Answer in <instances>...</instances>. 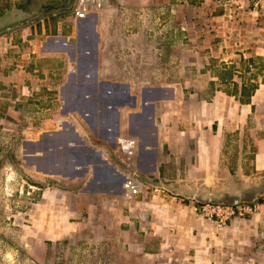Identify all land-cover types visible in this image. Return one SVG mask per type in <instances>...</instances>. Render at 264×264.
Returning <instances> with one entry per match:
<instances>
[{
  "label": "rangeland",
  "instance_id": "1",
  "mask_svg": "<svg viewBox=\"0 0 264 264\" xmlns=\"http://www.w3.org/2000/svg\"><path fill=\"white\" fill-rule=\"evenodd\" d=\"M104 2L106 4L105 16L103 19L96 18L98 21L96 25L88 27L74 20L76 0H0V264H65L63 249L65 247L76 248V241L68 245L69 243H63L58 237L62 235L61 233L75 230L78 219L71 216V225H69L65 217L61 218L65 216L61 213L59 218L46 225V217L41 221L39 217L42 218V213L36 215L32 208L41 200L46 191L54 195L58 194L59 189L77 193L84 191L88 180L91 179L92 172L88 171H93L95 167L96 174L99 171L97 169L103 166L101 162L103 157L98 159L97 153L94 154L92 150H89L90 147L97 150L100 148L107 152V155L105 153L109 158V161L106 160L107 163L117 168L122 176L125 171L140 168V148L143 149V147H140L137 140L122 138L112 145L113 140L103 141L97 136V132L104 129L100 128L95 120V111L91 105L95 103V110L98 113L101 112L103 104L100 100L103 97L100 93L105 91V88H109L110 93L114 90L115 94L121 89H126L131 93L133 89L132 95L137 96L143 88H161L176 80V83L181 81L183 86L187 87L186 97L191 88L193 91L197 88L203 89L201 98H208L209 93L216 88V85H208L210 81L206 78L205 68L201 69L202 66L180 71L175 66L176 59H164V64L162 63L163 57L156 58L157 51L153 48L160 45L159 37L167 36L166 31L173 23L175 5L168 6L163 3L160 6L155 5L144 9L143 6L138 7L140 4H132L134 6L132 7L127 0H104ZM240 7L247 9L249 5L242 4ZM38 15L42 16L41 19L34 23H26L25 19ZM58 22H61V25L58 26ZM137 23L143 24L144 39L150 44V55L152 57L155 55V60L145 61L148 64L146 69L141 68L137 71L138 68H134L133 75L119 73L118 75H99V67L105 69L110 66L111 70L116 73L127 67L128 61L125 62L124 56L122 60L118 58L122 57L119 56L120 52L125 50L127 42L131 41L135 33L132 24ZM162 23L164 25H161ZM163 29L165 33H162ZM61 35L64 36L63 39L59 38ZM102 44L104 47L101 50L99 46ZM103 48L106 55L102 52ZM186 53L190 54V49ZM259 63V61L251 62L242 69L236 68L241 75H235V79L239 77V83L244 84L245 82L247 85L242 95L246 102L250 100L251 94L257 93L255 90H258V96L253 95L252 97L255 98V109L244 128L237 129V126L231 124L224 128L215 125L212 135L214 142L211 144L206 138L208 131L207 123L204 121V111L196 112L203 115L202 126L198 124L199 119L195 120V105L193 106V124L188 118L183 119L180 113L179 118L182 123L179 125V130L185 135L193 132V135L187 138L190 139L189 143L178 145L179 149L182 145L185 150L193 153V189L190 188L191 192L187 190L186 194H197L199 198L205 199L210 193L216 197L224 193H234L237 189L245 188L247 184L264 187V172L255 171L253 165L257 152L253 146V137L258 138L262 144L264 143V63L260 64L262 69L258 66ZM260 69L263 73L261 77L255 75ZM243 71H245L244 74ZM95 83L101 91H97V95L93 90V88L96 89ZM260 86L262 88H259ZM225 87L224 85L223 88L227 90ZM81 89H84L85 93H82ZM82 94L86 97L84 95L83 100L79 101ZM193 99L196 100V97L193 96ZM128 101L131 102L130 104L136 102V100ZM179 106L177 111H186L183 108L184 104ZM132 108L122 110L114 108L120 114L122 112L118 124L119 130L121 122L123 125L126 124L129 112L134 110V107ZM140 111L141 107L133 112ZM137 123L139 125L138 121ZM70 125L78 130L72 129ZM156 126L158 129L153 127L155 131L157 130L158 141L156 140L154 144L149 143L150 147L147 148L159 160L158 158L165 153L164 150L161 152V146L166 147V144L164 142L162 144L165 133L162 131L160 134V121H157ZM116 127L114 125V135H118L119 132ZM62 129L67 131L65 135ZM53 132L58 133L48 138L47 135ZM125 139L136 142L135 165L133 159L131 161L124 155L120 146L128 149L127 144H120V142L124 143ZM37 141L39 142L35 144ZM65 142L66 149L70 148L67 152L69 156H72L71 162L64 159L66 156ZM244 153L246 155L240 162L239 157ZM85 158H87L86 163ZM150 158L153 159L151 156ZM210 159H213V163ZM149 162L150 164H147L148 173L145 174L147 182L168 185L176 192H181L182 186L176 185L174 181L172 185L166 180L167 178L164 179L161 175L154 174L153 171L158 168V164L153 166L151 161ZM67 163L69 165L64 166ZM45 167H52V172L58 169L61 175L65 170L75 175H84V177L81 176V179L73 181L62 179L58 174H43ZM241 167L245 168L247 178L251 179L250 182H245L244 175L240 171ZM211 169L214 171V185L206 187L208 186L206 176L211 173ZM109 179L107 176L100 181H106V187ZM124 180L123 176L115 183V191H118L120 187L123 191ZM145 186L153 187L149 183ZM99 187L98 185L97 189ZM147 191V188H144L141 197L147 198L154 192ZM165 195L169 193L166 192ZM56 197L57 195L54 196V200ZM176 197L185 201V204L190 203V200ZM262 199L264 198H260V203ZM72 202H74L73 199ZM202 206V204L193 202V208L196 207L197 210ZM39 221L41 223H38ZM53 233L55 234L53 240H44V238H49L47 235ZM45 245L54 252L53 256L46 253ZM66 257L77 259V256L73 255ZM73 263L78 262L76 260Z\"/></svg>",
  "mask_w": 264,
  "mask_h": 264
},
{
  "label": "crops",
  "instance_id": "2",
  "mask_svg": "<svg viewBox=\"0 0 264 264\" xmlns=\"http://www.w3.org/2000/svg\"><path fill=\"white\" fill-rule=\"evenodd\" d=\"M127 1L132 7H134L132 4H140L138 7L143 6L144 9L155 5L160 6L163 3L168 6L175 5L173 23L166 31L167 36L159 37L160 45L153 48L154 51H157L156 58L163 57L162 63L164 64V59H176L175 66L180 71L202 66L201 69L205 68L206 78H209L210 81L208 85H216V88L209 93L210 98H201L204 90L199 88L194 91L191 88L186 97L187 87L183 86V82L176 83L175 80L172 84L160 86L161 88H143L137 96H134L132 95L133 89H131V93L126 89H121L116 94L114 90L110 93L109 88H105V91L101 92L95 83L94 94L97 95V91H99L104 99L100 100L103 104L100 113L95 110V103L91 105L95 111V120L99 123L100 128L104 129H100L97 136L103 141L113 140L112 145L122 138L137 140L140 147H143V149L140 148L139 170L141 173H148L147 164H150L149 161H151L153 166L158 164V168L153 171L154 174L157 173L164 179L167 178L166 180L171 184L174 181L177 183L176 185L182 186L181 191L191 192L190 188L193 189V153L185 150L182 145L190 142V139L187 138H190L193 132L190 135H185L179 130V125L182 123L179 118L180 113L183 115V119L187 120L188 118L193 124V106L195 105V120L199 119L200 123L198 124L202 126L203 115L196 112L204 111V121L207 123L208 131L206 138L207 142L210 140L211 144L214 142L212 135L215 125L224 128L231 124L237 126V129L247 125V120L255 109V98L252 97L257 95L258 90H255L257 93H252L250 100L246 102L242 95L247 85L245 82L240 84L239 77L235 79V75H241L236 68L242 69L246 64L256 61L260 62L258 66L261 67V62L264 63V8L256 13L251 11L250 3L243 0ZM242 4H248L249 8L242 9L240 7ZM104 14L105 11L95 14L85 22L82 21L81 24L88 25V27L95 26L98 22L97 19L100 17L103 19ZM74 20L77 22L76 19ZM163 23L161 25H164ZM59 25L61 22H58ZM132 26L135 31L131 39L132 42L130 40L127 42L125 50L119 54L122 57L118 58V60H122L124 56L125 62L128 61L127 67L117 73L113 72L110 66L105 69L99 67V75H118V73L133 75L134 68H138L137 71L141 68L146 69L148 64L145 61L155 60V55L153 57L150 55V44L144 39L143 24L137 23ZM162 33H165V29L162 30ZM63 37L61 35L59 38L63 39ZM102 47L104 44L99 46L101 50ZM189 49L191 53L187 54L186 51ZM102 52L106 55L104 48ZM261 69L257 70L255 75L261 77L263 74ZM244 72L242 73L244 74ZM202 73L200 70V74ZM253 79L256 81L255 78ZM224 85L227 90L223 88ZM81 90L82 93H85L84 89ZM84 95L80 96L79 101L83 100ZM193 96L196 97V100L193 99ZM128 100H136V102L130 104L131 102ZM116 102L118 103L115 104ZM181 104H184L183 108L186 111H177ZM112 106L119 110L133 109L132 107L137 110L141 107V111L129 112L126 124L123 125L121 122L124 129L122 130L120 125V131L118 124L122 112L120 114L119 111L110 108ZM116 116H119L118 119ZM157 121H160L162 127L158 126L160 134L162 131L165 133L162 144L163 142L166 144V147L161 146V152L164 150L165 153L158 158L159 160L147 148L151 143L154 144L156 140L158 141L157 130L154 129V127L158 129ZM114 125L119 130L118 135L113 134ZM70 126L72 129L78 130L73 128V125ZM111 128L113 129L111 130ZM192 138L193 136L191 140ZM253 138V146L257 149L253 160L254 169L263 173L264 143L262 144L258 138ZM179 144H182L180 145L181 149L178 147ZM64 148L66 152L64 159L71 162L72 156L68 155L66 142ZM68 149L70 148L68 147ZM89 150H92L94 154L97 153L98 159L103 157V161H101L103 166L97 169L99 171L96 174L95 167L93 171H88L92 174L84 189L85 192L77 193L57 188L59 189L58 194L54 195V193L46 191L39 202L33 201L35 205L32 209L36 215L42 213V218L39 217L41 221L46 217V225L59 218L61 213L65 214L61 218L65 217L69 225H71V216L78 219L79 222L76 223L75 230L61 233L62 235L58 237L63 243H69L68 245L72 241H76V248L64 246L65 259L63 262L65 264H75L73 262L76 260L77 264H264V199L261 200L263 208L260 214L231 220L225 225L206 219L190 204H185L182 199L169 197V195H157L152 192V195L149 194L147 198L141 197L143 195L141 194L133 202H122L121 199L116 198H123L122 187L118 191L114 190L115 183L123 178L122 174L113 165L107 163L109 161L106 156L107 152L93 147H90ZM245 155L246 153L240 155V162ZM206 159L208 160L207 157ZM210 160L213 163V159ZM86 162L87 158H85ZM67 165L69 164L64 166ZM240 171L244 175L245 182H250L251 179L247 178L245 168L241 167ZM108 172L112 174H107ZM210 174L206 176L208 185L206 187L214 185L212 169ZM252 174L254 175V173ZM81 176L84 177V175L78 174L66 176L62 173L61 178L73 181L81 179ZM107 176L110 179L105 187L106 181L101 182L100 180ZM98 185L99 189H97ZM256 186V184H247L243 190H251ZM147 190V192L150 191ZM54 235V233L47 235L49 238H44V240H53ZM45 249L49 256H53L54 252L48 246L45 245ZM70 255L77 256V259L66 257Z\"/></svg>",
  "mask_w": 264,
  "mask_h": 264
},
{
  "label": "built area",
  "instance_id": "3",
  "mask_svg": "<svg viewBox=\"0 0 264 264\" xmlns=\"http://www.w3.org/2000/svg\"><path fill=\"white\" fill-rule=\"evenodd\" d=\"M225 1V0H219ZM241 1V0H238ZM248 1L250 3V7L252 8L251 11L258 13L262 11L264 8V0H243ZM106 4L104 0H77L74 4V16L77 21H86L89 17H92L95 14L101 13L105 10ZM124 143L120 142V144H127V148L125 149L122 145V151L124 155L132 161L135 158V146L136 142L125 139ZM134 147V149H133ZM136 159V158H135ZM135 165V160H134ZM135 172H138L136 168H133ZM125 177L123 191L125 199L122 197H116L117 199H121L123 202H133L140 197L144 188L150 190H154V193L157 195H165L168 192L165 189H160L156 187H147L145 186L146 182L140 181L137 179L132 173H128L125 171L123 175ZM144 177H146L144 175ZM150 185V184H149ZM160 185H163L160 183ZM151 188V189H150ZM169 193V192H168ZM169 196L173 198H177L169 193ZM185 202V201H183ZM193 207V201L189 203ZM263 204L259 201L254 204H241L237 206H220V205H203L199 210L194 207L195 211H198L203 215L206 219L211 221H216L221 225H225L228 221L235 220V219H243L258 215L261 213Z\"/></svg>",
  "mask_w": 264,
  "mask_h": 264
},
{
  "label": "water",
  "instance_id": "4",
  "mask_svg": "<svg viewBox=\"0 0 264 264\" xmlns=\"http://www.w3.org/2000/svg\"><path fill=\"white\" fill-rule=\"evenodd\" d=\"M41 17L42 16H39V15L36 17H29V19H25V21L27 24L28 23L30 24V23H34L35 21L41 19ZM64 130L65 129H62V131H64ZM58 132H53L51 134H48L47 136H48V138H51V135L53 137L54 134H57ZM66 132L67 131H64L63 134L65 135ZM66 150H68V149H66ZM113 159H116V157H113ZM52 169H53L52 167H45L42 172H43V174L49 173L50 175L61 174L60 170L54 169L52 172ZM63 172L65 173L66 176H71L74 174V173H68L66 171H63ZM128 172L132 173L140 181L149 183L151 186H154L156 188L167 190L173 196L182 197V198H185V199L193 201V202H197V203L202 204V205L237 206V205H241V204H254V203L258 202L260 200V198H264V187L256 186L254 189H251V190L237 189V191L234 193L222 194V195L217 196V197L214 196L213 193H210L205 197V199H201L198 197L197 194H193V193L186 194L185 191L176 192L172 187H170L168 185H160L157 183L147 182L146 178L144 177L145 174L141 173L140 171H138V172L128 171Z\"/></svg>",
  "mask_w": 264,
  "mask_h": 264
},
{
  "label": "bare ground",
  "instance_id": "5",
  "mask_svg": "<svg viewBox=\"0 0 264 264\" xmlns=\"http://www.w3.org/2000/svg\"><path fill=\"white\" fill-rule=\"evenodd\" d=\"M125 181V180H124ZM123 185H124V183H123ZM123 194V193H122ZM123 198L125 199V197H124V194H123Z\"/></svg>",
  "mask_w": 264,
  "mask_h": 264
},
{
  "label": "trees",
  "instance_id": "6",
  "mask_svg": "<svg viewBox=\"0 0 264 264\" xmlns=\"http://www.w3.org/2000/svg\"><path fill=\"white\" fill-rule=\"evenodd\" d=\"M188 1V0H187ZM200 2V1H199ZM203 2V1H202Z\"/></svg>",
  "mask_w": 264,
  "mask_h": 264
}]
</instances>
